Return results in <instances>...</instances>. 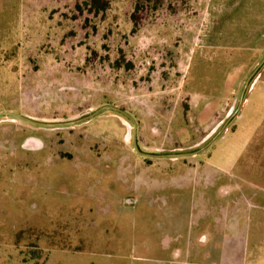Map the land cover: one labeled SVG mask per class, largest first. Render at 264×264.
I'll list each match as a JSON object with an SVG mask.
<instances>
[{
    "label": "rangeland",
    "instance_id": "1",
    "mask_svg": "<svg viewBox=\"0 0 264 264\" xmlns=\"http://www.w3.org/2000/svg\"><path fill=\"white\" fill-rule=\"evenodd\" d=\"M3 2L0 113L57 125L116 107L142 129L138 148L143 153L177 151L179 155L208 144L214 135L202 142L235 113L246 82L264 60V0H161L159 4L110 0L109 9L101 14L91 12L89 0ZM263 115L264 65L250 79L239 111L214 145L198 159L177 160L178 177L183 178V165L197 168L202 160H210L211 153L218 154L214 162L241 153L240 165L235 170L219 169L217 180L239 184L241 196L250 185L264 187ZM13 119L0 117V264L45 257L37 251L35 258L23 236L27 228L39 234L46 230L41 221L45 206L36 196L39 190L25 195V189H33L31 184L44 183L39 172L44 168L52 170L58 161L68 162L64 173L70 176L62 174L49 184H86L83 176L77 183L71 174L77 176L75 172L85 171L89 163H103L101 172H115L114 178L123 184L132 180L168 184L169 177L176 175L168 171L173 160L145 159L132 139L124 142V120L132 122L116 111L105 110L65 129L43 130ZM170 129L175 130L174 144ZM30 136L40 137L48 157L31 158L23 149ZM86 174L91 182L98 181L92 173ZM248 211L242 207L243 215ZM191 226L198 228V221ZM246 239L244 243L258 244L263 238ZM195 251L191 256L179 253L175 264H205L208 253ZM81 255L91 261L88 254ZM94 255L95 260L112 258L107 253ZM212 256L219 261L215 253ZM245 256L249 260L255 255ZM132 261L159 264L136 253Z\"/></svg>",
    "mask_w": 264,
    "mask_h": 264
},
{
    "label": "crops",
    "instance_id": "2",
    "mask_svg": "<svg viewBox=\"0 0 264 264\" xmlns=\"http://www.w3.org/2000/svg\"><path fill=\"white\" fill-rule=\"evenodd\" d=\"M3 1L0 0V7ZM169 131L171 139L175 130ZM141 132L142 129H139L140 146ZM126 135L127 132L125 143ZM27 141L42 140L30 136ZM170 141L172 144L175 142L174 139ZM33 143L29 149H24L31 154V158L48 157L43 143L40 149ZM127 153L124 152V160ZM240 154H228L225 161L214 162L218 154L211 153L210 160H202L205 163L197 168L183 165L186 168L183 178L178 177L181 168L176 164L177 160H173L168 171H174L176 175L169 177L168 184H137L138 180L123 184L114 178L115 172H101L103 163L93 166L89 163L85 171L75 172L77 176L73 171V181L79 183L83 176L86 184H49L62 174L70 176L64 173L68 162L62 160L61 164L58 161L56 168L52 169L54 172L51 168L39 171L43 184H31L33 189L30 191L24 188L26 198L39 190L36 196L42 198L45 206L41 221L46 228L41 234L32 228L25 229L24 242L30 252L39 251L45 257L36 262L31 259L16 262L80 264L83 261L101 264L102 261L103 264H132L133 253H136L141 257L146 255L148 260L154 259L159 264H175L179 253L191 256L189 254L196 250L208 253L206 256L210 264H264V187L245 186L247 192L241 196L239 184H221L215 176V173L228 167L235 170L242 160ZM38 167L40 169L41 164L36 163ZM86 173H92L98 181L91 182ZM229 198L231 200L226 202ZM242 207L249 210L244 215ZM193 220L198 221V228L191 226ZM247 237L263 239L258 244L244 243L243 238ZM205 238L215 240L209 242ZM81 253L88 254L91 261ZM96 253L111 254L112 258L95 260ZM214 253L219 261L212 256ZM248 253L255 255L253 259H245ZM207 261L205 264H208Z\"/></svg>",
    "mask_w": 264,
    "mask_h": 264
},
{
    "label": "water",
    "instance_id": "3",
    "mask_svg": "<svg viewBox=\"0 0 264 264\" xmlns=\"http://www.w3.org/2000/svg\"><path fill=\"white\" fill-rule=\"evenodd\" d=\"M264 65V60L259 64V66L257 67V69L255 70V72L253 73V75L248 79V81L246 82V86L244 87V90H243V93H242V96H241V99H240V102H239V106L237 108V110L235 111V113L232 114V116L229 118V120L222 126V129L214 136V138L211 140V142L206 145L203 149H206L212 142H214L220 135L221 133L224 131V129L227 127V125L230 123V121L234 118V116H236L237 112L239 111L241 105H242V102H243V98H244V95H245V92L247 90V87H248V84H249V81L250 79L260 70V68ZM105 110H113V111H116V112H119L127 117H130L126 112H124L123 110L121 109H118L116 107H110V106H107V107H104L102 108L101 110H99L98 112L84 118V119H81V120H78V121H74V122H68V123H63V124H57V125H48V124H41V123H38V122H35L33 120H30L26 117H23V116H19V115H15L13 113H0V117L1 116H10V117H13L14 119L11 120V121H15L16 119L18 120H23V121H26L28 123H31L33 125H36V126H40V127H45V128H61V127H70V126H73V125H77L79 123H82L84 121H89L93 118H95L96 116H98L100 113H102L103 111ZM127 135H126V141L129 142L132 138H133V142H134V148L136 150V152L140 155H143V156H148V157H158V156H151V155H147V154H144L142 152H140V150L138 149V146H137V139H136V128H135V131H134V135L132 137V134H131V128L128 127L127 129ZM217 132V130L213 131L203 142H206L210 137H212L215 133ZM34 141H27L25 143V145H23V149H29V146L33 143ZM37 146H35L37 149H40L42 147V143H38V142H34ZM33 143V144H34ZM202 149V150H203ZM202 150H199L197 152H193V153H184V154H179V155H168V156H163V157H174V158H177V157H190V156H195L197 155L198 153H200Z\"/></svg>",
    "mask_w": 264,
    "mask_h": 264
},
{
    "label": "flooded vegetation",
    "instance_id": "4",
    "mask_svg": "<svg viewBox=\"0 0 264 264\" xmlns=\"http://www.w3.org/2000/svg\"><path fill=\"white\" fill-rule=\"evenodd\" d=\"M258 73V72H257ZM119 113V112H118ZM119 114H121V113H119ZM125 116V115H124ZM127 117V116H126ZM127 118H129L130 119V121L132 122V124H130V123H128V122H126V120H124V128L126 129V132H128L127 131V129H128V127L129 128H131V134H132V137H133V135H134V131H135V128H136V139H137V146L138 147H140V140H139V127H138V125H137V123L136 122H134L130 117H127ZM92 120V119H91ZM233 120V119H232ZM90 121V120H89ZM85 122H88V121H84V123ZM231 122V121H230ZM230 124V123H229ZM228 124V125H229ZM227 125V126H228ZM33 126H36V125H33ZM75 126H77V125H75ZM38 128H40V129H45L46 130V128L45 127H40V126H37ZM62 129H65V128H70V127H61ZM222 129V127L220 128V130ZM218 133V130H217V132L214 134V136L216 135ZM36 137H38V136H36ZM214 138V137H213ZM132 144L134 145V142H133V138H132ZM211 142V141H210ZM209 142V143H210ZM208 143V144H209ZM214 142H212L211 144H213ZM208 144H206V145H208ZM210 144V145H211ZM205 145V146H206ZM209 145V146H210ZM205 146H203L202 148H198V150L197 151H199V150H202ZM139 149V148H138ZM204 150V149H203ZM202 150V151H203ZM196 151V152H197ZM201 151V152H202ZM141 152V151H140ZM177 152V151H176ZM176 152H167V151H157L156 152V154H149V153H144V154H147V155H151V156H158V157H148V156H143V155H141V156H143L145 159H148V160H158V159H169V160H178L179 158H181V157H177V158H174V157H163V156H168V155H171V156H175V155H178V154H175ZM200 152V153H201ZM143 153V152H142ZM171 153H173V154H171ZM178 153V152H177ZM181 153V152H180ZM189 153H193V152H189ZM200 153H198V154H200ZM197 154V155H198ZM197 155H195V156H197ZM194 156V157H195ZM190 157H193V156H190ZM183 158H185V157H183Z\"/></svg>",
    "mask_w": 264,
    "mask_h": 264
},
{
    "label": "trees",
    "instance_id": "5",
    "mask_svg": "<svg viewBox=\"0 0 264 264\" xmlns=\"http://www.w3.org/2000/svg\"><path fill=\"white\" fill-rule=\"evenodd\" d=\"M154 2L155 4L161 3V0H149V2ZM89 7L91 9V12H94L95 14H101L109 9L110 6V0H89ZM23 238V237H21ZM32 255H36L37 252H31ZM39 258L38 254L35 256V258Z\"/></svg>",
    "mask_w": 264,
    "mask_h": 264
}]
</instances>
